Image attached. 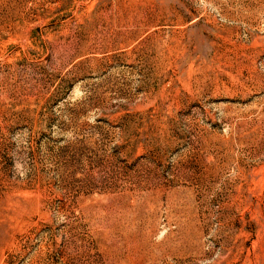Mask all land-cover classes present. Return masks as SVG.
Returning a JSON list of instances; mask_svg holds the SVG:
<instances>
[{
    "label": "rangeland",
    "instance_id": "obj_1",
    "mask_svg": "<svg viewBox=\"0 0 264 264\" xmlns=\"http://www.w3.org/2000/svg\"><path fill=\"white\" fill-rule=\"evenodd\" d=\"M0 264H264V0H0Z\"/></svg>",
    "mask_w": 264,
    "mask_h": 264
}]
</instances>
